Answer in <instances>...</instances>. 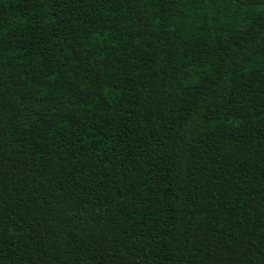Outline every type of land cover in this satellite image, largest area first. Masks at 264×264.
Returning a JSON list of instances; mask_svg holds the SVG:
<instances>
[{
    "label": "trees",
    "instance_id": "obj_1",
    "mask_svg": "<svg viewBox=\"0 0 264 264\" xmlns=\"http://www.w3.org/2000/svg\"><path fill=\"white\" fill-rule=\"evenodd\" d=\"M0 264H264V0H0Z\"/></svg>",
    "mask_w": 264,
    "mask_h": 264
}]
</instances>
